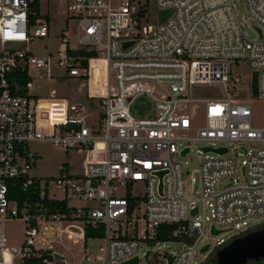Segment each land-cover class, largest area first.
I'll return each instance as SVG.
<instances>
[{
  "label": "built area",
  "instance_id": "obj_1",
  "mask_svg": "<svg viewBox=\"0 0 264 264\" xmlns=\"http://www.w3.org/2000/svg\"><path fill=\"white\" fill-rule=\"evenodd\" d=\"M140 1L0 0V264L44 255L50 258L42 264H52L49 246L57 233L76 244L87 241L86 230L102 233L95 238L101 240L99 264L136 257L141 264L148 251L146 261L159 263L161 256L166 264L169 257L172 264H193L204 247L220 249L259 230L250 227L253 221L264 225V127L253 124L245 101L251 76L233 75L246 61L251 74L259 73L264 99V0H243L259 40L247 36L238 0H149V19ZM53 5L64 23L60 43L54 52L34 53L29 43L50 36ZM163 9L172 13L160 23ZM32 70L46 79L74 78L85 96L32 93ZM201 84L222 85L223 94L193 97ZM141 95L149 100L148 114L136 116L132 105ZM188 102L200 103L201 120L180 106ZM32 140L81 152L80 170L64 163L56 177L30 175L36 154L26 144ZM197 144L205 157L201 187L192 195L183 159ZM196 181L191 177V185ZM35 195L65 202L67 211H51L33 202ZM11 221L24 226L19 246L5 234ZM162 226L176 230L158 242ZM213 228L241 233L227 241ZM168 243L185 248L163 254Z\"/></svg>",
  "mask_w": 264,
  "mask_h": 264
},
{
  "label": "rangeland",
  "instance_id": "obj_2",
  "mask_svg": "<svg viewBox=\"0 0 264 264\" xmlns=\"http://www.w3.org/2000/svg\"><path fill=\"white\" fill-rule=\"evenodd\" d=\"M49 8L51 16L50 36L48 38H35L28 45V48L37 54L54 52L60 43V37L58 34L60 33L64 23L62 22L60 13L55 11V6H49ZM236 9L238 11V15L242 19L244 30L247 36L250 39L259 40L260 34L256 29L257 23L251 18L243 0L237 1ZM31 74L33 85V87L31 88L32 93H37L42 96L51 94L55 96L62 95L71 97L69 90L71 89L73 91L74 87V84L71 80L41 78L39 74H36L34 72V70L31 71ZM233 75L235 77H241L244 80H248L251 76V69L249 67V64L246 61H241L238 65H235L233 67ZM97 79L98 70L95 68V70L93 71V82L96 83ZM85 91L86 87L79 86L77 90L75 89V94L80 96V98H83L85 96ZM192 93L193 97L217 96L220 93L223 94V86L219 84L194 85ZM245 101L251 106L253 124L257 127H264V99L256 98L248 94V96L245 98ZM180 106L184 111H197V119L201 120L200 115L202 114V108L199 102L181 103ZM148 108L149 100L144 95L138 96L133 101L132 109L134 115L136 116L147 115ZM26 147L30 152L36 154V164L31 168L29 173L30 175L38 177L41 180L58 176L60 173V167L64 163L72 172H77L80 170L81 161L83 159V154L81 152L73 150H68L65 152L62 148L55 146L49 140H32L27 142ZM201 147L202 144L195 145L194 150L183 159L184 161H188V164L186 165V168L189 172L187 176L188 188L189 191H191L192 195H195V191L199 190L201 187L200 161L205 157V153H200L198 151V149H200ZM208 154L211 156H216V154L213 152ZM191 177H195L197 180L193 185H191L190 183ZM56 197L61 198V194L56 195ZM256 225H259V229H262L264 226L262 221H253L250 223V227ZM23 227V223L20 221H11L6 223L5 234L10 245L19 246L21 244V242L23 241ZM80 228L82 230V227ZM75 231L77 230L75 229ZM78 231L80 232V230ZM240 233V231L224 233L219 239L223 238L227 241H230ZM213 243L214 245H216V241ZM100 244V239H88L85 243H83L81 239H78L77 243L73 244L70 241L66 240V237L64 235L59 237L57 233V238H55L50 244L49 249H51L53 253L64 256L68 260V264H99L95 259L99 254L98 249ZM183 248H185L183 244L168 243L162 250V253L165 254L170 252H177ZM218 250L219 247L205 254L196 253L193 258V264H211ZM158 253L159 251L155 250V254ZM141 264L166 263L164 259L159 256V263H156L154 260L146 261L145 259H143ZM261 264H264V261Z\"/></svg>",
  "mask_w": 264,
  "mask_h": 264
},
{
  "label": "water",
  "instance_id": "obj_3",
  "mask_svg": "<svg viewBox=\"0 0 264 264\" xmlns=\"http://www.w3.org/2000/svg\"><path fill=\"white\" fill-rule=\"evenodd\" d=\"M172 13V9H163L159 11V22L163 23ZM132 41L125 42L124 47L130 45ZM251 90L252 96L259 98V73L257 70H254L251 74ZM205 150H212L210 147H205ZM190 150L189 147L185 148L182 151V155H185ZM219 152L226 151V148L216 149ZM168 170L159 172L160 184L159 190L160 193H163V176L167 173ZM197 209H195L192 214L195 215ZM228 231H219L212 229L213 235H220ZM155 244H151L150 247H154ZM210 246H206L202 249V253H208ZM151 251H148L146 260L149 259ZM216 259L214 264H247L248 262H260L264 261V228L253 231L241 237L234 239L227 246L220 248L216 254ZM175 257L168 258V264H172ZM140 260L138 257L124 262L122 264H139ZM52 264H68V260L57 253L53 254V263Z\"/></svg>",
  "mask_w": 264,
  "mask_h": 264
},
{
  "label": "trees",
  "instance_id": "obj_4",
  "mask_svg": "<svg viewBox=\"0 0 264 264\" xmlns=\"http://www.w3.org/2000/svg\"><path fill=\"white\" fill-rule=\"evenodd\" d=\"M90 54H92V53H88V55H90ZM19 196H20V198H19L20 200L28 199V198H24L25 197L24 194H19ZM31 200L33 202H40L44 206L48 207L49 210L54 211V212H56V211H60V212L67 211L65 202H55L52 200H48L47 198L40 200L36 195L33 198H31ZM175 230H176V226H162L160 229L157 241L158 242L168 241L171 238V236ZM101 236H102V233L100 230L99 231L86 230V233H85V237L87 240L100 238ZM44 258H50V256L44 255V257H41V258H35L32 260H27L23 264H42ZM215 259H216V256L214 257L213 262L211 264L215 263ZM262 262L263 261H260L257 263L261 264Z\"/></svg>",
  "mask_w": 264,
  "mask_h": 264
},
{
  "label": "bare ground",
  "instance_id": "obj_5",
  "mask_svg": "<svg viewBox=\"0 0 264 264\" xmlns=\"http://www.w3.org/2000/svg\"><path fill=\"white\" fill-rule=\"evenodd\" d=\"M141 2V9H142V16L144 17V18H148L149 19V17H150V11H149V7H150V3H151V1H149V0H142V1H140Z\"/></svg>",
  "mask_w": 264,
  "mask_h": 264
},
{
  "label": "crops",
  "instance_id": "obj_6",
  "mask_svg": "<svg viewBox=\"0 0 264 264\" xmlns=\"http://www.w3.org/2000/svg\"><path fill=\"white\" fill-rule=\"evenodd\" d=\"M68 80H71L73 82V84H74L73 91L71 89L69 90L70 91L69 93H70L71 97L72 98H80V96L75 94V89H77V86H78L77 80L74 79V78H71V79H68Z\"/></svg>",
  "mask_w": 264,
  "mask_h": 264
},
{
  "label": "snow or ice",
  "instance_id": "obj_7",
  "mask_svg": "<svg viewBox=\"0 0 264 264\" xmlns=\"http://www.w3.org/2000/svg\"><path fill=\"white\" fill-rule=\"evenodd\" d=\"M214 111H216V109H214Z\"/></svg>",
  "mask_w": 264,
  "mask_h": 264
}]
</instances>
